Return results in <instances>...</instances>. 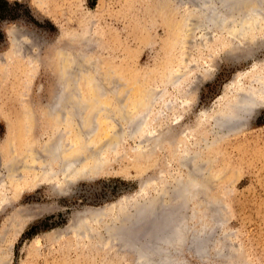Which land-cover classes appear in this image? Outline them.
Instances as JSON below:
<instances>
[{"label":"rangeland","instance_id":"1","mask_svg":"<svg viewBox=\"0 0 264 264\" xmlns=\"http://www.w3.org/2000/svg\"><path fill=\"white\" fill-rule=\"evenodd\" d=\"M7 1L0 3V159L14 155L28 166L29 180L22 169L13 180L0 173V264H134L130 236L153 234L161 222L191 218L195 210L202 216V208L213 218L205 233L213 243L207 241L206 259L183 250L186 264H264V82H251L264 72V28L251 36L245 23L252 22L239 19L242 43L233 41V21L226 31L207 27L200 14L190 13L188 0ZM7 28L29 37L19 36L22 50L12 52ZM61 49L76 53L78 75H62ZM69 79L89 106L79 111L76 128L72 117L61 122L54 111ZM252 90L260 103L236 113L241 93ZM233 115L235 130L222 123ZM67 135L102 148L98 161L107 166L60 194L58 179L38 182V158ZM197 163L201 184L194 179L189 189L195 198L183 194V178ZM158 189L173 199L142 209L130 204ZM125 201L138 217L116 228L125 242L118 240L120 247L104 227ZM106 207L109 217L83 223ZM154 214L158 221L152 222Z\"/></svg>","mask_w":264,"mask_h":264},{"label":"bare ground","instance_id":"2","mask_svg":"<svg viewBox=\"0 0 264 264\" xmlns=\"http://www.w3.org/2000/svg\"><path fill=\"white\" fill-rule=\"evenodd\" d=\"M188 3L190 5V7L189 6L188 7L191 8V10L189 9L191 11L190 13H195L196 15L200 14L203 17L202 19L206 22L207 27H210L208 25H211L216 29L226 31L225 29H228V28L230 29V27H228L226 22L227 21H233L232 25H231V26H233V33L231 35L233 37V41H237V40L241 39L239 37L242 36V34H243L238 29L239 26H241V23H239V21H238L239 19L240 20L242 19L243 21L250 20V22H252V23H249V21L246 23L244 22L245 25H248V27L246 29H249L250 33H248V34H251V36L253 33L252 31L255 30V31L259 32V31L263 30V28H264L263 27L264 24H262L264 22H260V20H259V17L262 16L261 14L264 13V0H188ZM186 9H188V8H186ZM229 18H230V20H229ZM200 19H201V17H200ZM205 22H203V24ZM240 22H242V21H240ZM249 27H251L252 29ZM17 30H19V29L18 28L17 29L7 28L5 31L6 36L8 38H10V40H11L10 43L13 47L11 50L13 53L15 50L22 47V45L20 44L22 42L19 41L20 35L26 39L29 38L27 35H25V32L23 35ZM20 31H22V30H20ZM20 45H21V47H20ZM70 47H71V45H70ZM21 50H22V48H21ZM66 51L67 50H63V49H61L59 51L58 59L60 60L59 62H60L61 71H62L61 73L64 76L78 75V73H79L78 70L81 67L80 61L78 60V57L76 56V53L67 54ZM9 53L11 54V52H9ZM251 82L253 84L262 85L261 82L262 83L264 82V72L261 71L260 74L257 73L255 78H253V80ZM76 86L77 85L75 84V80L72 81L69 79L68 84L63 88L62 93L60 94L61 104L59 106H57L56 109H54V111L57 112V115L59 116L61 122H62V120L64 121V119H66L67 116L72 117V122H73V125H75L74 126L75 128H76V126L78 127L81 123L79 111H82V110L87 111L89 108L88 105L81 102L82 100L81 101L79 100L80 94L78 93L79 90L77 91ZM260 90L261 91H259V93L261 92L262 94H264V86L263 85L260 87ZM254 92H257V91L252 90L250 93H241L242 95L239 98L240 100L238 99L239 102H237V103L235 102L236 104L234 103L235 105H234V107H232V108L236 107V109L238 108L236 110V113H239V111L243 110V109H244V111L248 110V108H246V106L248 104H249L248 106H250V107H255L256 104L260 103L261 100L259 98L261 96L260 97L255 96ZM89 105H91V104H89ZM239 108H241V109H239ZM237 115H233V116L229 117L226 121L222 122L225 124L224 127L226 126L232 130L237 129V126H238L237 123L239 122L236 119ZM90 121H92V120H90ZM137 121L138 120L132 122L131 125H137V123H138ZM138 125H140V124H138ZM228 128H226V129H228ZM85 133H87V132H85ZM59 137L60 136H58V138ZM69 137L70 136L67 135L64 138H60L58 140H56V139L52 140L47 146H45L43 148L44 152L39 153V158H38V160L42 164V166L38 168L40 170V173H41V176L37 177L38 182L42 183L43 181H46V179L48 181H51V179H53V178L58 179V184H56V186L59 187V189H61L63 187V189H61L62 193H60V194H63L65 191H67V189L70 185L71 186L73 184L75 185V183L78 181H81V180L82 181H90L92 179L99 177L101 175V172H103L107 166V164H104L105 166H102L103 164L100 165L99 164L100 160L98 161V159L101 158L100 152L102 151V148L98 149L97 146H94V145L91 146V144H86L85 141L87 142L88 140H85V139L83 140V138H82V140L80 139V140L71 141L70 139H68ZM113 143H114V139H111L107 144H105V148L108 149L109 147L112 146ZM103 151H105V150L103 149ZM189 153L190 152L187 151V155ZM98 157H100V158H98ZM187 158L188 157L186 156V160L184 161V162H186L185 167H186L188 161H190V157H189V159H187ZM95 160H96V163H93ZM17 161H18V159H17ZM17 161H16L14 155H12V157H8V159L5 162L0 159V173L2 171L8 172V174L10 175L9 177L13 180L14 177H16L15 173L18 172L19 169H22V171L24 173H26V178H27L28 171H29L28 166H25L24 164H22L21 161H18L19 163H21L20 165H18ZM39 161H38V164L40 163ZM180 162L184 163L182 161H180ZM16 175H18V174H16ZM0 176H1V174H0ZM201 176H202V174H201ZM192 182H194V181H192ZM192 182H188L186 184V186H185V192L186 193H183V194H187L190 192V194L193 195V197H195V195L197 193L195 191L191 192L189 190L190 187L193 185ZM16 183L17 182H11V185L13 184L12 186H14V185H16ZM201 188H202V186H201ZM167 189H168V187H167ZM179 189L177 191H179ZM62 190H64V192ZM172 192H171V194H172ZM180 195H182V194H180ZM204 196L205 195L203 194V197ZM171 197H172V195H171ZM176 197H178V196H176ZM187 198H188V196H187ZM176 199H178V198H176ZM186 199H184V200L186 201ZM182 202H184V201H182ZM214 205H216V204H214ZM132 206H134V205H132ZM204 206H206V204ZM217 206H219V205H217ZM166 207L168 208V206H166ZM181 207H182V204H181ZM181 207L177 210L175 208L174 209L176 211H178V210L183 208V207L182 208ZM199 208H200V206L197 209H199ZM110 210H111V208H110ZM135 210H137V209H135ZM210 210H211V208H210ZM103 211L104 212H102V216H109V212H108L109 207H106L105 209H103ZM150 211H154V210H150ZM176 211L174 213H172V214H174V216H175ZM200 212H201L202 216H198V217L196 214H198L199 211L195 210L194 215L192 216V214H191V216H192L191 218L186 219V217H180L179 216L176 218L167 219V222H165V221L161 222V226L158 229H156L155 232L153 230V232H154L153 234L150 232V230L144 231L143 236H138L137 240L133 239L130 236L127 240V244H129L128 246H130L132 248L134 247V249H135L134 251L136 252L135 253L136 257L134 258V264H186L185 261L182 258H180V253L183 250H191L196 255H198V257L206 259L207 254H208V250H209L208 245H207V241L210 240L209 237H211V236L206 238L205 233L207 230H209V227H212V226H208V225L211 222L210 220H213V218L208 217L206 215L207 210L205 208H202V210H200ZM149 213L147 216H149ZM184 213H186V212H184ZM184 213L182 212L181 214L184 215ZM210 213H211V211H210ZM211 215H213V214H211ZM86 216H87V213H86ZM92 216L93 215H91V212H90L88 215L89 218L88 217L84 218L83 223L91 222L92 224H94V223L100 222L101 219L98 216L97 217H92ZM151 217H152V219H150V220L152 222L158 221L157 220L158 218H156L157 216L155 214ZM160 217H159V219H160ZM188 221H190V222L192 221L195 223L194 224L193 223L188 224ZM144 222L146 224V221H144ZM152 222L150 224H152ZM145 224H143V228H144ZM218 224H219V222H218ZM138 226L140 227V225H138ZM138 226H136V227H138ZM147 226L148 225H146V228H147ZM221 226H222V224H221ZM130 227H132V226H130ZM133 228H135V227H133ZM139 229H137V230H139ZM117 230L115 229L113 232L111 231V234L109 232L111 241L116 239L117 241L121 240L122 243H125L123 241V236L121 237V239L119 238L120 234L117 232ZM124 237H126V236H124ZM124 240H126V239H124ZM132 240L134 242H132ZM213 241L215 242V240H213ZM210 242H211V240H210ZM132 243H135V245ZM211 243H213V242H211ZM124 246H126V245H124ZM216 253H217V255H221L224 253V251L221 252V251L217 250Z\"/></svg>","mask_w":264,"mask_h":264},{"label":"water","instance_id":"3","mask_svg":"<svg viewBox=\"0 0 264 264\" xmlns=\"http://www.w3.org/2000/svg\"><path fill=\"white\" fill-rule=\"evenodd\" d=\"M239 38L242 39L241 36ZM243 40L248 42V38L243 37ZM239 43H242V42L239 40ZM102 89H106V87H100V91H102ZM195 165H196L195 166L196 168H192L191 166L188 167V170H190V173H188V175H186L184 173L183 176H185V175L186 176L183 178V180L184 181L188 180V182H192L194 179H196L197 186H198L199 184H201L200 178L198 179V174L200 171V165L198 163ZM204 167H205V165H204ZM191 171H194L197 174H195L194 172H191ZM166 188H164V190ZM197 189H199V188H197ZM158 190L159 191L155 195H150L149 197H143V199H141V200L137 197L130 204L134 205L135 207L140 206L141 207L140 209H142L143 207L161 205V203L168 201L167 198H170V199L172 198V197H170L169 194H165V192H163L164 191L163 189H158ZM128 205H129V203L127 201H125L124 203H119L118 205L115 206V212L113 213V215L111 217L108 216L110 218V221L107 222L105 227H104V231L106 234H108L109 232L111 234V231L113 232L116 228H119L121 226H125L127 224V222L131 224L132 222H134V220H136V218L138 217V214H137L138 212L135 213V211L133 209H129ZM109 211L112 212V209L110 210V208H109ZM102 212H104V211L103 210L91 211V215H93L92 217L98 216L102 220V217H101ZM128 216H130V218L127 220ZM141 228H142V226H140V229ZM115 241H117V240H115ZM117 242H116V244H120V247H121L120 241L118 243ZM111 246L112 245H110V247Z\"/></svg>","mask_w":264,"mask_h":264},{"label":"trees","instance_id":"4","mask_svg":"<svg viewBox=\"0 0 264 264\" xmlns=\"http://www.w3.org/2000/svg\"><path fill=\"white\" fill-rule=\"evenodd\" d=\"M0 3L5 5V4H8V1L7 0H0Z\"/></svg>","mask_w":264,"mask_h":264}]
</instances>
